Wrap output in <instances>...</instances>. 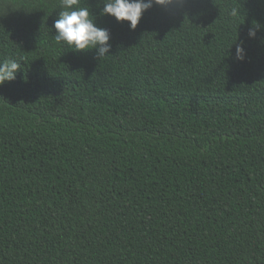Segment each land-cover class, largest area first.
<instances>
[{"label":"trees","instance_id":"obj_1","mask_svg":"<svg viewBox=\"0 0 264 264\" xmlns=\"http://www.w3.org/2000/svg\"><path fill=\"white\" fill-rule=\"evenodd\" d=\"M79 4L102 58L60 0H0V264H264V0Z\"/></svg>","mask_w":264,"mask_h":264},{"label":"clouds","instance_id":"obj_2","mask_svg":"<svg viewBox=\"0 0 264 264\" xmlns=\"http://www.w3.org/2000/svg\"><path fill=\"white\" fill-rule=\"evenodd\" d=\"M61 8L58 18L54 22L56 29L55 40L63 42L77 52L95 49L98 58H102L111 52V32L108 28L98 26L96 17L88 6H80L79 0H60ZM101 15H110L118 22L128 21L129 27L135 30L140 23L143 14L154 6L165 9L181 3L182 0H102ZM238 9L233 7L230 15L237 17ZM255 25L249 29V37L256 36ZM246 52L243 45L236 47V59L243 61ZM20 63L7 59L0 62V86L6 81L16 78Z\"/></svg>","mask_w":264,"mask_h":264}]
</instances>
